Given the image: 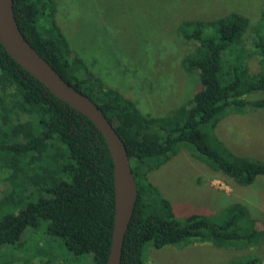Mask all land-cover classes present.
Returning a JSON list of instances; mask_svg holds the SVG:
<instances>
[{"label":"trees","instance_id":"trees-1","mask_svg":"<svg viewBox=\"0 0 264 264\" xmlns=\"http://www.w3.org/2000/svg\"><path fill=\"white\" fill-rule=\"evenodd\" d=\"M13 1L15 18L31 46L63 80L99 106L125 143L138 201L121 264H145L147 245L161 249L210 243L240 250L262 242L259 221L242 200H220L213 213L180 217L149 176L187 150L239 187L253 188L258 178L264 179V161L236 155L216 134L230 115L264 112V3L254 23L232 9L212 19L181 21L175 33L188 52L179 62L187 78L198 83L189 99L156 116L144 114L136 100L118 90L103 87L59 26L58 0ZM0 181V247L21 246L28 232L41 227L49 236L40 237L35 246L39 262L19 258L16 264H49L48 239H59L76 257L107 264L115 218L109 147L87 117L54 96L1 43ZM230 264L263 263L250 254Z\"/></svg>","mask_w":264,"mask_h":264},{"label":"rangeland","instance_id":"rangeland-1","mask_svg":"<svg viewBox=\"0 0 264 264\" xmlns=\"http://www.w3.org/2000/svg\"><path fill=\"white\" fill-rule=\"evenodd\" d=\"M224 1L228 6L222 5ZM263 3L264 0H58L56 18L72 48L104 88L136 100L144 114L165 116L196 89V79L187 78L179 62L188 52L175 33L181 21L206 16L204 19H212L232 9L245 13L254 23ZM252 38L249 37V47ZM216 134L236 155L264 161V112L230 115L219 123ZM149 177L180 217L189 212L213 213L220 200H242L259 221L263 240L257 247L240 250L217 248L210 243L161 249L147 245L145 264H230L250 254L259 256L264 264L263 178H258L253 188L239 187L195 160L187 150L180 151ZM40 237H49L45 228L28 232L21 246L0 247V264L19 258L26 263L32 258L39 262L35 246ZM45 251L51 257L49 264H93L90 256L69 253L59 239H48Z\"/></svg>","mask_w":264,"mask_h":264},{"label":"water","instance_id":"water-1","mask_svg":"<svg viewBox=\"0 0 264 264\" xmlns=\"http://www.w3.org/2000/svg\"><path fill=\"white\" fill-rule=\"evenodd\" d=\"M13 4V0H0V43L6 52L54 96L87 117L109 147L114 163L115 218L107 264H121L124 239L138 201V188L125 143L99 106L63 80L31 46L19 28Z\"/></svg>","mask_w":264,"mask_h":264}]
</instances>
